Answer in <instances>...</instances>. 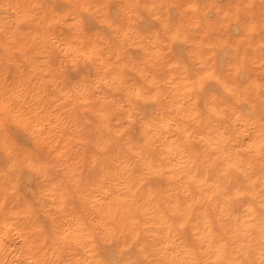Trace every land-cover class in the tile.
<instances>
[{"label": "bare ground", "instance_id": "1", "mask_svg": "<svg viewBox=\"0 0 264 264\" xmlns=\"http://www.w3.org/2000/svg\"><path fill=\"white\" fill-rule=\"evenodd\" d=\"M69 1L70 5L112 3V0ZM123 2L141 5L164 4L165 7L132 9L130 18L125 17V29L118 33L107 24L100 23V17L107 15L108 9H100V16L96 15L94 8L90 9L80 17L85 31L90 33L89 39H82L76 37L69 27L73 18L69 8L56 12L57 9L50 5L46 8L44 4L41 6V0H0V100L10 97L16 101L17 107H20L26 116L36 117L38 114L36 134L29 131L26 135L40 144L45 143L53 150L52 157H42L41 154L32 153L24 145L30 155L42 158L48 169L47 180L41 176L37 197L42 215V220L39 219L42 222L39 228L46 229L44 235L37 234L39 241L37 256L43 255L50 260L71 261L72 264L77 262L97 264V261L113 251L117 255L123 253L124 260L128 262L155 261L161 258L160 254L153 250L152 244L153 233L157 229L156 221L151 215L138 212L135 204L130 203L132 191L126 186L131 183L132 189L138 190V194L143 196L147 193L149 185L140 184L142 173L139 169L131 181H125L117 172L116 164L111 162V152L96 157L94 162V153L88 150L87 141L90 136L97 137L101 133L109 135L108 129L97 127L94 114L87 111V105L81 102L82 98L75 101L78 107L72 108V103L65 95L67 89L59 88L55 83L61 77L50 71V66L58 68L62 59L66 60L68 61L66 74L70 81L94 82L97 77L111 81L115 72L109 69L105 74L103 69L112 65L120 71L119 66L122 65L127 83L150 88L152 90L150 95L155 93L156 88L148 81L155 78L160 83L162 93L160 105L154 111L155 121L157 126L168 121L172 123L167 129H163L164 134L160 135L157 141V165L163 167L167 175L153 180L151 187L154 191L168 188V176H180L181 157L169 156L168 147L180 143L186 136L191 141V147L185 152V158L196 156L205 163L209 162L206 158L207 153L211 151L209 138L213 140L216 138L218 119L209 112L210 102L215 98V104L219 108H223L224 103L221 98L223 90L218 88L215 81L203 90L194 83L198 76L203 75L198 71L203 64L202 58H206L209 66L223 65L224 72L220 73L222 79L227 76L229 81L235 82V76L228 75V65L237 62L243 64L242 79L245 83L249 80L258 82L260 77L264 76V66L261 63L264 57L259 53L261 44L259 32L251 37L249 45L241 46L239 49L236 47L239 37L234 33L230 36L231 42L228 46L210 48L211 45L221 43V36L216 31L219 25L216 22L223 18L225 12L229 13L231 19H235L239 11L241 16L247 15L258 21L261 12L258 11L256 14L253 9L256 0H123ZM5 4H11L13 7L5 9L3 7ZM189 4L196 7L189 8ZM168 5L174 7L169 8ZM157 12L168 19L172 26L171 31L178 27L180 36H186L187 41L182 39L172 41L171 32L166 33L161 24L153 19ZM125 30H128L127 35ZM223 35L228 38V31L225 30ZM45 41L47 47L54 52L47 64L44 61L48 60V57L43 54ZM81 43L84 47H81L80 51L97 49L104 64L101 65L99 59L95 62L81 61L73 70L71 60L79 55L75 49ZM8 45L11 47H7ZM16 49L20 51H15ZM25 56L30 62L25 60ZM9 65L14 68L12 73L8 70ZM253 69H256L257 73ZM231 72L234 74L235 68H232ZM105 93L114 102V108L120 104L126 105L127 98L123 92L101 84L99 94ZM254 99L258 103V98ZM85 110L87 114H84ZM189 110L195 114L191 120L185 119ZM121 119V110L116 108L110 121L112 135L123 126L117 124ZM33 123H36L35 119ZM81 125L87 127L77 131ZM178 127L183 131H177ZM131 135L136 144L143 142L139 124ZM247 142L245 139L244 144ZM78 145L80 147L75 148ZM243 146L236 145V148L242 149ZM246 163L245 160V166ZM105 164L109 167H103ZM245 183L243 176L234 178L233 188L237 184L243 186ZM177 187L181 188L178 195L184 204L199 199L203 205L211 208L207 201L211 190L202 192L193 187L185 197L182 185L178 181H173L172 190L175 191ZM125 196L129 199H125ZM204 210V206L193 210L190 226L181 237L182 241H186L197 251L200 232L206 230L205 217L202 215ZM236 210L242 214L245 211V204L238 203ZM36 217L38 219L39 216ZM207 219L208 226L212 227L215 214H211ZM243 219L241 215V220ZM258 219L257 216L253 222H257ZM215 229L217 234L222 232L219 222H215ZM18 231L25 241V231L22 229ZM240 244H246V239L236 242V246Z\"/></svg>", "mask_w": 264, "mask_h": 264}, {"label": "snow or ice", "instance_id": "2", "mask_svg": "<svg viewBox=\"0 0 264 264\" xmlns=\"http://www.w3.org/2000/svg\"><path fill=\"white\" fill-rule=\"evenodd\" d=\"M3 7L7 9L13 6L5 4ZM68 7L73 17L69 27L76 37L89 39L90 33L85 31L84 23L80 17L90 9L94 8L97 16H100V9H108V14L100 17V23L107 24L118 33L125 29V17L130 18L132 9L141 7L159 9L165 5L130 4L123 0H115V2L107 4L77 3ZM168 7H174V5H168ZM188 7L194 8L196 5L189 4ZM149 14L151 15V11ZM153 19L161 24L166 33L171 32L172 41L181 39L187 41L186 36H180L178 27L175 31H171L172 26L166 17L157 12ZM216 23L219 25L216 31L221 36V43L211 45L210 48L228 46L231 42L230 36L234 33L239 37L236 42V47L239 49L241 46L249 45L251 37L259 32L261 37L259 53L264 57V10H262L258 21L247 15L241 16L237 11L235 19H231L229 13L225 12L223 18ZM130 29L131 25L128 26V30ZM128 30H125V35L128 34ZM225 30L229 33L228 38L223 35ZM53 44L55 45V41ZM56 46L58 47V45ZM81 47H84L83 43L75 50L79 55L84 56L86 61L95 62L99 59V63L104 64L97 49L93 48L84 52L80 51ZM15 51H20V49ZM65 51L68 50L65 49ZM245 51H247V47H245ZM43 54L48 57V60L44 61L46 64L51 61L54 55L53 50L47 47L46 41ZM202 59L203 64L198 71L203 75L198 76L194 83L203 90L215 81L218 88L223 90L221 98L224 103L223 108H219L215 104V98L210 102L209 112L218 119L216 121V138L214 140L209 138L211 151L206 156L209 162L205 163L196 156L185 158V152L191 147V141L186 136L180 143L168 147L169 156L178 155L181 157L180 176H168V188L159 191H154L151 184L154 179L162 178L167 174L163 167L157 165L156 146L159 136L164 134L163 129H167L172 123L168 121L166 124L157 126L155 121L154 111L160 105L162 93L160 83L155 78L148 81L156 88L155 93L150 95L149 93L152 92L150 88L127 83L122 65L119 66L120 71H117L112 65L103 69L105 74L109 69L115 72L111 81L97 77L94 82L88 80L70 81L66 74L67 66L63 67L62 75H64L66 83L71 85V90L67 91L65 95L72 103V108L76 109L78 105L75 101L82 98L81 102L87 105V111L94 114L97 127L106 128L109 132L107 136L101 133L100 136L89 137L87 143L93 145L95 149L94 162L96 157L105 156L111 152V162L116 164L117 172L125 181H131L139 169L142 173L140 184L147 183L149 189L141 196L138 194V190H133L131 183H128L126 186L132 191L130 203L135 204L137 211L143 215H151L157 225L156 232L153 233L152 244L153 250L160 254V259L128 262L124 260L123 253L117 255L113 251L97 261V264H264V76H261L258 82L249 80L245 83L242 79L243 64L240 62L229 63L228 75H234L235 82L229 81L227 76L224 79L220 76V73L224 72L223 65L209 66L206 58ZM25 60L30 62L27 56H25ZM261 63L264 66V60ZM232 68H235L234 74L231 72ZM101 84L123 92L127 98L126 105L116 106L122 114V119L117 121V124L123 126L119 127L114 135L111 134L110 121L116 108L107 93L99 94ZM254 97L258 98V103ZM16 99L18 100L19 97L17 96ZM194 115L189 110L185 119L191 120ZM34 119L35 124L33 123ZM90 123L91 121H89ZM38 124V114L36 117L26 116L21 108L17 107L16 101L10 97L0 100V149H3L12 161L9 166L10 171L18 170L21 174L27 172L29 175L43 176L47 180L46 162L42 158L33 157L24 148L27 140L26 134L29 131L36 134V125ZM137 124L140 125L143 136V142L140 144H136L131 135ZM13 125L16 127L13 128ZM86 127L87 125H81L77 131H82ZM186 127L187 125H185ZM177 131H183V129L178 127ZM201 139L204 138L201 137ZM245 139L248 141L246 145L244 144ZM236 145L244 146L240 149L236 148ZM212 153L215 155L213 156ZM245 160L247 161L246 166ZM103 167H109V165L105 164ZM240 176H243L246 183L243 186L237 184L233 188L234 178ZM253 177L255 178L253 179ZM173 181H178L182 185L185 197L189 195L193 187L202 192L211 190V195L207 196L211 208L203 205L199 199L184 204L178 195L181 188L177 187L175 191L172 190ZM125 199L129 198L125 196ZM238 203L245 204V211L242 214L236 210ZM201 206L205 208L202 215L205 217L206 230L200 232L199 251H197L195 247L182 241L181 237L190 226L193 210ZM211 214H215V220L213 226L209 227L207 218ZM241 215L244 217L243 220H241ZM257 216L259 217L258 221L253 222ZM215 222H219V228L222 230L220 234L216 233ZM12 226L7 224L5 230ZM34 231L38 235H44L46 229L41 227ZM46 239L45 236V241ZM241 239H246V244L236 246V242ZM34 248L38 250L39 245L29 243L27 248L22 249L13 259H0V264H72L71 261L50 260L43 255L37 256ZM12 251L6 248L5 240L0 238V254L6 257ZM169 253H171L170 256Z\"/></svg>", "mask_w": 264, "mask_h": 264}, {"label": "rangeland", "instance_id": "3", "mask_svg": "<svg viewBox=\"0 0 264 264\" xmlns=\"http://www.w3.org/2000/svg\"><path fill=\"white\" fill-rule=\"evenodd\" d=\"M56 1L58 2L56 3ZM43 4L44 8H46L47 5H50L51 7L57 9L55 10L56 12H60V10L63 11L66 8H69L68 6L70 5V1L48 0L47 2V0H41V6H43ZM56 7H59V9ZM253 9L256 14L258 11L262 12V10H264V0H256L255 4L253 5ZM174 13L177 14V12ZM259 18L260 16L258 17V20ZM8 70L10 73H12L14 70L13 66L9 65ZM253 71L257 73L256 69H253ZM84 112V114H87L86 110ZM12 127L15 128V126ZM29 137L30 136H27V140L25 142L26 144L24 145H26V147H28L32 153L36 155L41 154L40 156L42 157H52L53 150L48 145L45 143L40 144L39 142L33 140L32 137ZM78 147H80V145L76 146L75 148ZM87 148L92 153H95V150L91 145L87 144ZM0 153V238L5 240L7 249L13 250L12 253L8 254L6 257L2 254V259L7 258L8 260H11L14 256L20 253L22 249H26L29 243L39 245L37 233L34 230L38 229L42 223L39 220L42 218V215L37 203V197L42 180L41 176H36L35 174L29 175L27 172L21 174L18 170L16 172L10 171L9 166L11 165L12 161L8 158V154L3 151V149H0ZM21 176L23 177V180ZM32 196L35 197L33 198ZM31 199L33 201H31ZM32 208L34 209L32 210ZM36 216H39L38 219ZM7 224H11L13 227L5 230L3 226H6ZM19 229L25 231V241L23 236L19 235ZM34 237L36 238L34 239ZM33 250L36 255L39 254V248L38 250L35 248Z\"/></svg>", "mask_w": 264, "mask_h": 264}, {"label": "clouds", "instance_id": "4", "mask_svg": "<svg viewBox=\"0 0 264 264\" xmlns=\"http://www.w3.org/2000/svg\"><path fill=\"white\" fill-rule=\"evenodd\" d=\"M81 61L88 62V61L85 60V57L84 56H81V55H77L76 57L72 58L71 63L73 65V70H75V66L78 63H80ZM67 63H68V61L62 59L61 64L58 66V68H54V67H51L50 66L49 70L52 71V72H54V73H56L58 76L61 77L60 79H57L55 81V83L57 84V86L59 88L67 89V91H70L71 90V85L66 83V81L64 79V75H62V69H63V67L65 65L67 66Z\"/></svg>", "mask_w": 264, "mask_h": 264}]
</instances>
